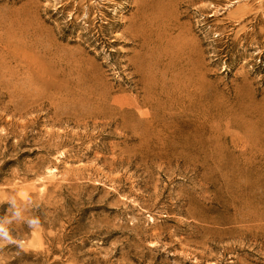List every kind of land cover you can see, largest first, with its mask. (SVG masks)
Masks as SVG:
<instances>
[{"label":"rangeland","instance_id":"obj_1","mask_svg":"<svg viewBox=\"0 0 264 264\" xmlns=\"http://www.w3.org/2000/svg\"><path fill=\"white\" fill-rule=\"evenodd\" d=\"M59 59L107 118L62 111ZM11 197L0 264H264V0H0Z\"/></svg>","mask_w":264,"mask_h":264},{"label":"bare ground","instance_id":"obj_2","mask_svg":"<svg viewBox=\"0 0 264 264\" xmlns=\"http://www.w3.org/2000/svg\"><path fill=\"white\" fill-rule=\"evenodd\" d=\"M139 13H140L139 15H141V13H143V12H139ZM137 15H138V13H137ZM135 18H136V16H135ZM139 18H140V16L138 17V19ZM142 18H143V16H142ZM144 20H146V19H144ZM129 23H130V21H129ZM135 24L132 23L131 25L129 24V26H133ZM130 28L131 27H129V29ZM137 28H138V25H137ZM129 29L126 32V34H127L126 37H128V39L131 40L133 43H137V42L139 43V42H141L140 41V37H139L140 35L138 36L137 32L132 31V30L130 31ZM143 38H141V39H143ZM170 61H171V59H170ZM171 62H169V63H171ZM58 63H59V66L61 68L60 71H63V72H60L62 79H61L60 83H58V85H57L58 87H60V90L62 91V93L60 95V104H61V107L63 109L62 111L65 114L71 115L73 118L79 119V120H85V119H91V118H107L108 117V114H107L108 107L106 106L107 105L106 104V101H107L108 96H109L108 93H107V91H104L103 90V91H101L99 93V97H100L99 102H97V103H95V102H93V103L89 102L88 101V99H89L88 96L90 94H94V91L95 90H93V88L92 89H85L84 88L86 85H85V82L82 79V77L83 76H86V75H83L82 76L83 71H84V70H82V68H83L82 66L83 65L80 64V62L78 60H73L72 61V63H73L72 65L66 64V63L62 62L60 59L58 60ZM151 63L153 64L152 61L150 62V64ZM138 64H139V60H137V58H134L129 63L130 66L135 67L137 69L139 68L138 67ZM140 65L141 64H139V66ZM167 68H168V66H167ZM170 70H172V67H171ZM196 70H198V69H196ZM64 71H69V72H64ZM72 71H74V72H72ZM78 71H81V73L78 72ZM7 75H9V74H7ZM8 77H10V76H8ZM81 79L83 80V83H82ZM88 81H89V79H88ZM96 82L94 81V83H96ZM98 84H99V82H98ZM94 86H92V87H94Z\"/></svg>","mask_w":264,"mask_h":264},{"label":"clouds","instance_id":"obj_3","mask_svg":"<svg viewBox=\"0 0 264 264\" xmlns=\"http://www.w3.org/2000/svg\"><path fill=\"white\" fill-rule=\"evenodd\" d=\"M8 203L11 210V216L0 217V247H3L6 243H15L23 246V242L17 241L11 234L9 225L14 221L22 219V209L18 207L15 197L8 199ZM30 227H36L40 221L38 218H32L27 221Z\"/></svg>","mask_w":264,"mask_h":264}]
</instances>
